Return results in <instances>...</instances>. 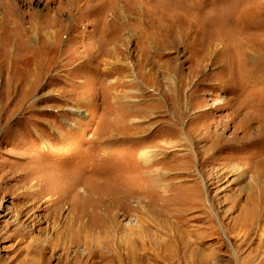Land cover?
I'll list each match as a JSON object with an SVG mask.
<instances>
[{"label": "rangeland", "instance_id": "1", "mask_svg": "<svg viewBox=\"0 0 264 264\" xmlns=\"http://www.w3.org/2000/svg\"><path fill=\"white\" fill-rule=\"evenodd\" d=\"M61 177L63 211L20 198ZM80 197L101 248L68 263ZM42 246L43 264H264V0H0V264Z\"/></svg>", "mask_w": 264, "mask_h": 264}, {"label": "bare ground", "instance_id": "2", "mask_svg": "<svg viewBox=\"0 0 264 264\" xmlns=\"http://www.w3.org/2000/svg\"><path fill=\"white\" fill-rule=\"evenodd\" d=\"M140 158L144 162L152 161L153 155L150 152H142L140 154ZM233 170L235 172L240 171V169L237 167H235ZM62 178L63 177L58 178L56 181H53V182H49V181L45 182L44 180H37L36 182H33L34 180L33 181H27L26 180L27 182H25V184L23 185V188L26 190L24 191L25 192L24 194H21L20 198L33 199L34 200L33 204L35 205L40 200L45 198V196L47 195L48 196V198H47L48 202L50 201L53 203L52 204L53 206H57L58 211L59 210L63 211L65 205H67V203H68L67 199H68V195H69L71 189L67 187L64 189V192H62V193H60L57 190L59 188L60 183L62 182ZM49 183H51L53 187H52V189L48 190L47 185ZM54 191H57V192L54 193ZM138 197H141L140 194H137V196H135V195H124L123 198L132 200V198L138 199ZM166 197L167 196H164L163 199L161 200V203L160 204L158 203L159 204L158 205L159 211L158 210L156 211V216L158 218H160V220L161 219L167 220V222H170V224H172L171 223L172 220H173V222H176L178 224V221H180L184 217L183 212H186V210L181 211L178 208L171 209V207H173L174 205L177 207H178V205H176L173 202H170V200L167 199L168 197L167 198ZM80 202H81V197H80V200L79 199L73 200V205H72V203H71V205L73 206L75 212H73V210H72V213H69L65 219V223H67L68 228L65 231L58 232L56 237H55V240L57 241L58 246L62 247V249L65 251V254L67 255V259L70 256L69 252H68V245L71 243H74V244L78 243V244L84 245V251L86 254H78L76 256V259H79V258H81V259L86 258L87 259L88 257L93 258V257H95L94 255H95L96 248H98V247L101 248L100 247L101 242L97 241L98 236L95 233L96 231L94 228L95 227L94 224L90 223L89 219L83 221V218H84L83 217V215H84L83 209L86 208L85 206L87 205V201H86V204L84 207H83L82 203H80ZM138 203H139V205L136 207V211H135V213H137L136 214L137 225L133 229L131 228V230L129 232V234L131 235L129 240H145L144 238L147 237V236H144V234L142 233V228L144 225L147 224L146 217L149 216V213H148L149 211L146 208H150L149 207L150 202H145V206H144V201L139 199ZM189 203L190 202H188L186 205L190 206ZM201 205H202L201 200L196 201V206H201ZM180 207L181 206H179V208ZM140 214H142L144 216L142 217V216H140ZM116 217H114V219H116ZM114 219L112 221H110L105 228H108L109 230L110 229L114 230V227L116 226V223H115L116 220H114ZM157 223H159V222H157ZM179 224H181V223H179ZM164 225H165V222H164ZM21 230H23V229H21ZM174 239L177 240V236H175ZM35 240H40V239L38 238ZM150 240H158V239H150ZM178 240H180V239H178ZM44 251H45V246L44 247L42 246V248L39 249V251H38L39 255L41 256V260H36V261H34L35 263L43 264L42 260H43ZM68 263H71L70 258L68 259Z\"/></svg>", "mask_w": 264, "mask_h": 264}]
</instances>
